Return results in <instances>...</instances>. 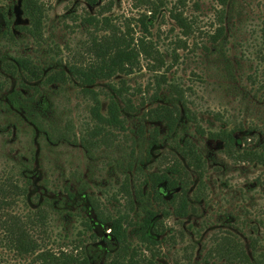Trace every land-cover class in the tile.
Wrapping results in <instances>:
<instances>
[{
    "label": "trees",
    "instance_id": "1",
    "mask_svg": "<svg viewBox=\"0 0 264 264\" xmlns=\"http://www.w3.org/2000/svg\"><path fill=\"white\" fill-rule=\"evenodd\" d=\"M83 1L94 5L97 0ZM144 1L149 4L150 16L142 13L139 20L146 29V20L154 18L157 8L165 4L162 0ZM218 2L220 8L215 13L216 27L214 32L207 33L209 42L216 46L227 38L232 41L234 48L236 45L243 46L244 41H241L239 34L243 23L233 16L237 0ZM179 3L184 5L183 0H179ZM21 7L28 24L20 29L29 35L31 43L37 49L47 43L44 35L45 11L38 0H21ZM169 17L174 20L183 36L189 37L195 32V20L187 17L177 7H170ZM81 20L92 26L93 30H103L100 36H96L97 30L89 31L87 42V52H92L98 63L84 65L67 61L63 66L46 70L45 66L54 59L49 47L47 50L50 52L43 59L28 53H14L10 60L3 63L5 69H0V92L4 93L7 100L6 109L17 116V119L12 124L11 131L0 130L1 138L4 139L8 136L7 133L13 132L20 140L22 122L27 127L26 138L31 144L45 142L52 146H78L87 159L95 157L97 153L106 154L114 146L122 149V145L118 143V134L125 137L126 119L123 111L131 112L135 107L124 93V88L111 86L113 94L107 93L106 110L102 112L101 93L92 85L97 80L108 79L117 73H129L135 65H139L140 57L149 58L152 69L165 67V72L169 71L172 63L167 64L163 53L144 36L135 43L128 40L119 30L109 26L106 16L98 18L88 14ZM260 30L259 36H254L251 43H246L247 49L254 44V53L259 61L263 60V65H255L253 73H247L245 78L252 85L259 79L257 89H264V19ZM3 34L6 39L8 35H12L9 26ZM177 40L186 47V41L180 38ZM204 48L208 49L206 46ZM56 53L55 56L59 55ZM242 54L243 51L240 52ZM171 55L175 62V51ZM238 56L234 54L233 57L237 66L236 76L232 74L235 95L243 92L237 86L239 80H236L243 79L236 59ZM55 63H61V59L56 58ZM71 77L81 83V94L90 99L88 117L78 125L69 115V110L60 111L40 91L41 87L60 91ZM11 79L16 80V86L8 88ZM25 80L36 81L38 84L28 85ZM163 83L169 92L167 102L148 108L143 115L153 122L163 123L167 134L175 132L182 115L183 130L176 132L172 138L176 154L173 153L170 162L156 171L145 172L142 166L144 160L149 158V149L161 141L155 124L151 125L147 140L144 127L140 125L136 130L135 143L138 149L135 151L130 147L116 160L115 165L121 168L122 176L116 185L111 182L107 185L92 184L93 182L82 179L79 170H73L69 174L77 178L76 186L62 173L61 180L42 178L38 176V157L35 151L28 160L12 148L8 151L0 148V245L18 258L25 259L26 264H91L88 249L100 239L95 233V228L98 227L103 232L108 230L100 241L108 244L105 248L107 252H104L108 257L106 264H153L154 257L160 253V244L173 241L176 232L164 225L162 219L169 216L182 219L190 213H196V207L189 201V197L194 202L206 197L207 162L192 138L194 135L206 134L220 141L223 153L233 162L262 166V176L257 177L256 181L264 190V140L257 147L240 146L237 131L242 130L241 126L233 124L227 127V121L218 129H204L191 107L192 102L187 93L179 84L165 80L164 73L156 77L157 91L151 99H155L154 96ZM21 87L29 88L31 92L24 94ZM241 96L246 98V93L243 92ZM141 104L143 105V101ZM187 124L193 126L192 132L188 131ZM260 133L264 136V129ZM145 142L147 150L144 158L142 147ZM191 172L196 175V180L192 178ZM145 186L149 190H145ZM163 189L170 193L169 198L164 197ZM32 196L37 198L34 204L30 202ZM150 200L158 204L159 210L153 209ZM158 214L162 219L157 218ZM76 219L80 227L74 231L72 221ZM55 221L60 225L55 233L58 238L57 247L50 248L44 241L49 239L50 227ZM203 227L194 231L199 234ZM248 239L245 245L232 233L215 236L210 247L202 254L201 262L208 263L210 259H216L223 264H264V249L259 247L258 239L253 236ZM143 250L148 251L150 256L145 257Z\"/></svg>",
    "mask_w": 264,
    "mask_h": 264
},
{
    "label": "rangeland",
    "instance_id": "2",
    "mask_svg": "<svg viewBox=\"0 0 264 264\" xmlns=\"http://www.w3.org/2000/svg\"><path fill=\"white\" fill-rule=\"evenodd\" d=\"M38 1L42 4L46 14L44 35L47 43L35 49L29 35L20 29L28 24V19L23 14L21 0H0V69L5 67L3 63L10 60L9 58L14 53H28L43 59V56H47L50 52L47 50L48 47L52 50L51 55L54 59L45 66L46 70L63 66L67 61H75L84 65L98 63L96 56L92 52H87L89 31L93 29L92 26L83 23L81 18L88 14L98 18L106 16L110 22L109 26L119 30L134 43L142 36L151 40L163 53L166 63H172L169 71L165 72V67L152 69V62L148 60L149 58L140 57L139 65H135L129 73H117L108 79L97 80L92 85L101 93L102 112L106 110L107 93L113 94L111 86L124 88V93L135 107L134 111H123L126 119L125 137L118 134V143L120 142L122 149L114 146L106 154L97 153L95 157L87 159L78 146H52L45 142L31 144L26 138L27 127L21 121L20 140L13 135V132L7 133V139L0 137V148L6 151L12 148L28 160L35 151L38 157L36 161L38 176L61 180L62 173L64 177H68L73 186H76L77 178L69 174L73 170H79L82 179L89 180L93 182L92 184L107 185L111 182L116 185L122 178L121 168L115 165L116 160L130 147L136 151L138 149L135 143L137 141L136 130L143 125L147 140L152 124L158 127L161 141L149 149V158L144 160L142 166L145 172L156 171L166 166L173 158V153L176 154L172 138L176 132L183 130L181 125L183 117L181 115V122L175 132L167 134L163 123L153 122L143 115L148 108L167 102L169 92L164 83L154 96L155 99H151L157 91L156 77L163 73L165 80L179 84L187 93L192 102L191 107L204 129H218L223 127L224 122L227 121V127L233 124L237 127L241 126L242 130L237 131L240 146L257 147L264 140V136L260 133V130L264 129V89H257L259 79L252 85L245 78L247 73H253L252 69L255 65H263V60L259 61L254 53V44L247 49V43L254 40V36L261 34L264 0H237V9L233 12V16L243 23L239 34L244 43L242 42L243 46L236 45L235 48L232 46V41L227 38L221 40L220 44L216 45L217 47L209 42L207 33L214 32L216 27L215 13L220 8L218 0H183L184 5H181L179 0H162L165 5L157 8L154 18L146 20V29L139 20L142 18L140 17L142 13L150 16L149 4L144 0H97L94 5H89L83 0ZM170 7H177L187 17L195 20V32L192 35L189 37L182 35L174 20L169 17ZM8 26L12 35H8L6 39L3 32ZM95 30L97 29L93 32ZM96 34L100 36L103 30H97ZM178 38L186 41V47L178 42ZM204 46L208 49L206 50ZM174 51L177 55L175 62L171 55ZM242 51L243 54L240 55ZM54 52L59 55L55 56ZM234 54L239 55L236 59L240 64L239 72H242L240 75H243V79L236 78L239 80L237 86L246 93V98H241L243 92L235 95L232 88V74L236 76L237 72L236 62L233 59ZM56 58H60L61 63L56 64ZM258 78H260L259 72ZM25 83L38 84L36 81L26 80ZM7 86L8 88L15 87L16 80H9ZM81 87V83L71 77L60 91L44 87H41L40 91L60 111L69 110V115L78 125L88 117L90 102L89 98L81 94ZM20 89L24 94L31 92L29 88L21 87ZM0 100V130L6 132L10 129L11 131V126L17 116L6 109L7 100L3 92H0ZM119 104L121 105L120 101ZM216 113L219 115L216 116ZM186 127L189 132L193 131L191 124H187ZM192 138L198 144L207 162L206 197L198 202H194L189 197V201L196 207V213H190L182 219L174 216L162 219V216L158 214L157 218L162 219L164 225L176 232L173 241L169 240L168 243L160 244V253L154 257L153 264H223L222 261L216 259L202 263L201 258L212 244V238L225 233L234 234L245 245L248 243L249 236L256 237L259 247L264 249V190L256 181L257 177L262 176V166L255 163L233 162L223 153L221 142L206 134L194 135ZM146 147L147 142L142 147L144 158ZM106 155L108 156L105 157ZM191 173L192 178L196 180V175ZM145 190H149V187L145 186ZM163 193L166 199L169 198L168 191L164 190ZM36 199L32 196L30 202L34 204ZM150 203L153 209L159 210L154 200H150ZM200 226L204 227L197 234L194 230ZM79 227L77 219L72 221L74 231ZM59 228L58 222H53L50 227V237L44 241L47 247H57L58 238L55 233ZM102 230L95 228V233L100 236L99 242L108 233V230L105 232ZM98 241V244L88 249L91 264H106L108 257L104 252L108 244L105 242L99 244ZM142 253L145 257L150 256L146 250ZM97 254H99L98 257ZM26 263L25 259L18 258L9 249L0 245V264Z\"/></svg>",
    "mask_w": 264,
    "mask_h": 264
}]
</instances>
